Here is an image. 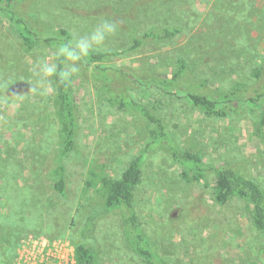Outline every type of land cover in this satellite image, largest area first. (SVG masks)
I'll return each instance as SVG.
<instances>
[{"label":"rangeland","instance_id":"rangeland-1","mask_svg":"<svg viewBox=\"0 0 264 264\" xmlns=\"http://www.w3.org/2000/svg\"><path fill=\"white\" fill-rule=\"evenodd\" d=\"M15 8L77 37L110 19L117 31L96 49L102 51L130 47L134 29L181 26L170 42H150L113 61L170 73L184 57L191 74L206 81L200 92L219 105L225 101L220 94L238 83L247 86L250 95L232 101L231 112L222 118L207 117L193 105L183 90L191 82L173 94L144 87L132 94L153 102L181 149L198 151L208 166L234 165L264 189V148L256 133L264 78L257 85L252 76L264 56V0H34ZM42 57H55V51L25 46L0 10V217L17 222L0 231V264H27L30 258L21 259L22 249H29V257L41 252L44 245L33 237H48L49 229L64 220L66 234L48 237L68 245L64 256L74 249V239L84 242L80 234L88 217L104 209L99 185L89 187L86 181L94 172L119 178L148 139L149 124L112 106L82 68L72 81L80 128L66 159L70 197L59 202L52 187L53 160L61 147L54 78L47 94L34 91L32 69ZM214 178L210 173L209 185L187 182L166 152H151L134 191L141 226L167 264H264V234L254 226L251 208L239 198L219 204ZM99 221L97 236L88 240L99 248V264H141L122 245L117 214L101 215ZM51 253L48 264L62 261Z\"/></svg>","mask_w":264,"mask_h":264},{"label":"trees","instance_id":"trees-1","mask_svg":"<svg viewBox=\"0 0 264 264\" xmlns=\"http://www.w3.org/2000/svg\"><path fill=\"white\" fill-rule=\"evenodd\" d=\"M28 1L34 0H0V10L4 11V14L15 25L16 32L25 46L29 48L45 46L56 53L58 46L77 38L65 28L47 26L39 20L26 18L22 13H17L15 7ZM181 31V26L177 25L153 26L142 32L134 29L130 33L132 45L127 49L122 51L95 49L80 64V70L83 68L85 73L89 72L88 75L92 77L96 88L105 95L112 106L128 115L140 117L149 124V134L140 153L130 160L119 178L94 172L93 176L86 181L89 187L99 185L98 189L104 200V209L88 217L80 234L84 242L74 239L75 264H99V248L88 240L97 236L96 233L101 223L99 217L107 214H117L122 245L129 253L137 257L141 264H167L158 250L157 243L141 226L134 202V191L141 181L145 159L157 149L167 153L182 178L187 182L195 181L209 185V174L213 173L215 175L213 187L216 201L219 204H226L234 198L246 201L251 208L254 226L264 234V189L262 186L234 165L211 164L208 166L198 151L181 149L175 136L168 129L165 118L155 108L153 102L145 101L132 94V91L141 87L173 94L174 90L180 89L185 81L191 82L190 87L183 90L193 105L207 117L222 118L231 112L232 101L250 95L249 88L242 83L236 84L229 91L220 94L225 101L219 105L216 100L200 92L199 89L206 85V81L191 74L188 62L184 57L177 59V66L170 73H156L148 68H135L113 61L116 56L139 50L150 42L159 44L170 42ZM252 76L256 79L257 85L263 80L264 56L259 67L253 70ZM54 80V101L56 117L59 121L61 147L53 160L52 187L61 202L70 197L68 190L71 183L66 159L76 148L80 121L72 82L69 85H64L58 83L55 78ZM260 87L263 86L260 85ZM169 90L172 91L168 92ZM255 90L258 93V89ZM257 95L261 97L263 93L259 92ZM252 100L256 102L255 99ZM257 106L261 109V115L256 124V133L264 148V103H258ZM7 223L10 224L7 225ZM0 227L1 233H5L11 227H17V222L12 218L3 219L0 217ZM67 228L68 223L64 220L58 226L53 225L49 229V236H47L50 238L63 237ZM73 238L75 236H71L72 240Z\"/></svg>","mask_w":264,"mask_h":264},{"label":"clouds","instance_id":"clouds-1","mask_svg":"<svg viewBox=\"0 0 264 264\" xmlns=\"http://www.w3.org/2000/svg\"><path fill=\"white\" fill-rule=\"evenodd\" d=\"M117 31V24L110 19L101 20L87 35L74 38L58 46L55 57H42L33 67L35 90L47 94L52 78L69 85L80 72L81 62L95 49L102 47ZM59 61V63H57Z\"/></svg>","mask_w":264,"mask_h":264},{"label":"built area","instance_id":"built-area-1","mask_svg":"<svg viewBox=\"0 0 264 264\" xmlns=\"http://www.w3.org/2000/svg\"><path fill=\"white\" fill-rule=\"evenodd\" d=\"M33 238L34 240L32 241H37V243L44 245V247L41 248V252L37 251L35 254L31 253L30 257L26 254V252L29 249L23 248L22 251L20 252L23 253L21 259L25 261L26 258H30V261H27V264H48L46 261L49 258L48 257L49 252H52L51 255L54 256L59 255L63 257L61 258L62 261L56 264H75L74 249L72 251L71 250L67 251L66 256H64V253L61 252L63 248H66V246H68L67 244L63 243V241L61 240L52 241L48 237H39V238L33 237Z\"/></svg>","mask_w":264,"mask_h":264}]
</instances>
